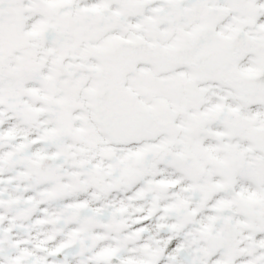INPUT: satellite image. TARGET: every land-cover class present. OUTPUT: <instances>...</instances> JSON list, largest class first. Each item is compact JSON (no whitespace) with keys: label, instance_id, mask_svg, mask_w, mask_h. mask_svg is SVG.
Wrapping results in <instances>:
<instances>
[{"label":"snow or ice","instance_id":"6c2138e0","mask_svg":"<svg viewBox=\"0 0 264 264\" xmlns=\"http://www.w3.org/2000/svg\"><path fill=\"white\" fill-rule=\"evenodd\" d=\"M0 264H264V0H0Z\"/></svg>","mask_w":264,"mask_h":264}]
</instances>
